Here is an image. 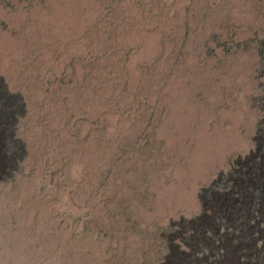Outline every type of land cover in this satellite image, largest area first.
<instances>
[{"label": "rangeland", "instance_id": "1", "mask_svg": "<svg viewBox=\"0 0 264 264\" xmlns=\"http://www.w3.org/2000/svg\"><path fill=\"white\" fill-rule=\"evenodd\" d=\"M263 175L264 0H0V264H264Z\"/></svg>", "mask_w": 264, "mask_h": 264}, {"label": "trees", "instance_id": "2", "mask_svg": "<svg viewBox=\"0 0 264 264\" xmlns=\"http://www.w3.org/2000/svg\"><path fill=\"white\" fill-rule=\"evenodd\" d=\"M264 176V175H263ZM260 194L262 197H264V185L260 186ZM264 205V202H263ZM258 219V217H257ZM257 227H262L264 226V222H257ZM242 238V237H241ZM238 239L237 237L235 238V246L233 248H231L232 250L229 252L232 253H228V260L224 259V262H228V264H254L257 263L259 261V257L261 256V252L262 249H260V247L262 245L259 244V242H257V239H250L248 238L247 240L249 242H252V250H256L255 252H247V249L245 248V246H243L244 241L243 238L242 239ZM242 240V242L240 243V241ZM238 241V243L236 244V242ZM240 248H242V250H240ZM234 252V253H233Z\"/></svg>", "mask_w": 264, "mask_h": 264}]
</instances>
